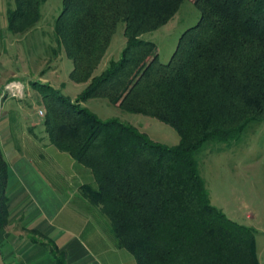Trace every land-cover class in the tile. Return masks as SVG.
Instances as JSON below:
<instances>
[{"label":"trees","instance_id":"1","mask_svg":"<svg viewBox=\"0 0 264 264\" xmlns=\"http://www.w3.org/2000/svg\"><path fill=\"white\" fill-rule=\"evenodd\" d=\"M14 1L7 30L25 32L45 0ZM183 1L63 0L56 39L73 60L70 77L87 84L73 98L48 81L30 82L46 99L51 142L91 170L94 180L81 191L136 264H261L257 230L211 202L197 151L208 140H238L264 119V0H193L199 20L161 61L156 42L142 34L167 23ZM121 20L126 45L95 74ZM91 97L157 117L180 141L170 145L118 117L102 118L83 103ZM6 178L0 144V223Z\"/></svg>","mask_w":264,"mask_h":264},{"label":"rangeland","instance_id":"2","mask_svg":"<svg viewBox=\"0 0 264 264\" xmlns=\"http://www.w3.org/2000/svg\"><path fill=\"white\" fill-rule=\"evenodd\" d=\"M14 5V0H0V74L5 78L0 87L13 78L23 80L33 95L35 111L41 107L45 112L46 99L33 87L31 80L48 81L73 98L87 81H75L70 77L73 60L56 39L55 19L63 0H45L41 18L35 26L17 33L7 30V10ZM200 15L193 0H184L167 23L142 36L156 42L159 59L166 62L176 49L181 33L195 24ZM124 28L125 22L121 20L95 74L106 68L111 59L120 56L127 42ZM83 103L102 118L118 117L137 125L154 140L170 145L180 141L176 128L157 117L126 110L105 97H91ZM28 108L33 111V106ZM37 117L44 123L45 114H37ZM197 158L211 202L231 218L257 230V252L264 264V119L250 122L238 140L230 143L208 140L197 151Z\"/></svg>","mask_w":264,"mask_h":264},{"label":"crops","instance_id":"3","mask_svg":"<svg viewBox=\"0 0 264 264\" xmlns=\"http://www.w3.org/2000/svg\"><path fill=\"white\" fill-rule=\"evenodd\" d=\"M4 79L0 74V86ZM29 91L0 97L7 161L0 246L6 264H136L116 244L100 207L81 191L93 173L51 142L37 117L45 109L35 111Z\"/></svg>","mask_w":264,"mask_h":264},{"label":"built area","instance_id":"4","mask_svg":"<svg viewBox=\"0 0 264 264\" xmlns=\"http://www.w3.org/2000/svg\"><path fill=\"white\" fill-rule=\"evenodd\" d=\"M26 95V86L23 80L13 78L0 87V97L17 96L24 97ZM40 113L44 114V110L40 109Z\"/></svg>","mask_w":264,"mask_h":264},{"label":"water","instance_id":"5","mask_svg":"<svg viewBox=\"0 0 264 264\" xmlns=\"http://www.w3.org/2000/svg\"><path fill=\"white\" fill-rule=\"evenodd\" d=\"M0 264H6L2 251H1V246H0Z\"/></svg>","mask_w":264,"mask_h":264}]
</instances>
